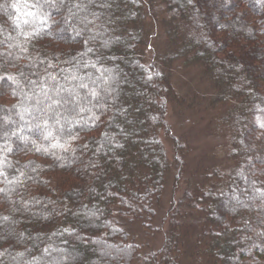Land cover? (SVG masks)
Wrapping results in <instances>:
<instances>
[{"label": "trees", "instance_id": "obj_1", "mask_svg": "<svg viewBox=\"0 0 264 264\" xmlns=\"http://www.w3.org/2000/svg\"><path fill=\"white\" fill-rule=\"evenodd\" d=\"M0 264H264V0H0Z\"/></svg>", "mask_w": 264, "mask_h": 264}, {"label": "rangeland", "instance_id": "obj_2", "mask_svg": "<svg viewBox=\"0 0 264 264\" xmlns=\"http://www.w3.org/2000/svg\"><path fill=\"white\" fill-rule=\"evenodd\" d=\"M157 37L158 35H156L155 38ZM183 73L184 72H180L175 75L177 83L182 84V85L186 84V86L190 85L191 87H196L197 84H199V81H198L199 79L196 80L195 78L189 76L188 74L184 75ZM74 93H77V92H74ZM175 105H176L175 107L168 108V113L166 117H167V120L171 123L173 135L182 134L183 137H188V140L190 143L188 147L190 150L189 153H190L191 163H194V162L196 163L198 160H200V158L202 159L206 158L208 159V162L211 163V166L220 164L219 158L221 156L215 152V149L218 146V144L222 142L223 138L219 135H215V133H213L211 130L207 128L209 127L208 124H206L204 121H200L199 117H196L198 115V112L196 113V116L194 112H192V115L190 114V111H192V108H188L187 109L188 111L186 110L187 112L184 111L185 113L180 112L181 105H179L178 103H176ZM185 119L188 121H186ZM198 123L202 124L203 127L199 126ZM161 135L163 137V142L165 144L167 151L171 153L173 150V144H172L173 138L171 137L170 134L166 135L162 133ZM198 138L200 139L197 140ZM204 168L210 169L212 167H210L209 165H206L204 166ZM183 181L184 180H181L180 186L176 188L175 190V198L181 197V195L183 194L182 190L185 188L184 187L185 182ZM171 194L172 193L170 192V190L165 193V197H164L165 207L169 205L168 202L170 201L169 199L171 198ZM157 206L158 205H156V207ZM163 210L159 211V216L156 217L155 219L157 224H159V221L162 218V215L164 212ZM191 219L195 220V214H192ZM188 220H190V218H188ZM161 224H162V227L160 228L158 225V228L155 230L157 231L156 234L158 233L155 237L147 238L145 233L144 235H143V232L141 233L144 236L142 239L144 243H146L147 241L154 242L155 240H156L155 244L158 245L161 243L163 239V235H164L163 231L165 227L168 225V220H167V223L166 221L165 222L161 221Z\"/></svg>", "mask_w": 264, "mask_h": 264}, {"label": "snow or ice", "instance_id": "obj_3", "mask_svg": "<svg viewBox=\"0 0 264 264\" xmlns=\"http://www.w3.org/2000/svg\"><path fill=\"white\" fill-rule=\"evenodd\" d=\"M89 51H91V49H89ZM74 78H75V77H74ZM77 87H78V88L88 89V91H87V93H86L84 99H86V97L89 96V95H90L91 97L95 98V99H99V93L96 91L95 88H89V86H88L87 84H85V83H80V84L77 85ZM45 95H46V94H45ZM71 95H72L73 102L76 103V104L78 105L79 102H80V99H81V98L79 97L78 93H72ZM89 102H90V101H89ZM53 103H59V102H58V101H53ZM64 103L67 104L68 101L65 100ZM83 110H84V108L81 107V108H80V111H83ZM57 123H59V121H57ZM51 134H52L51 132H48V133H47L48 136H50ZM53 146L55 147L56 145H53ZM37 150L39 151V149H37ZM65 150H66V149H65ZM4 219L7 220L8 218H7V217H4ZM45 251H47V250H45Z\"/></svg>", "mask_w": 264, "mask_h": 264}]
</instances>
